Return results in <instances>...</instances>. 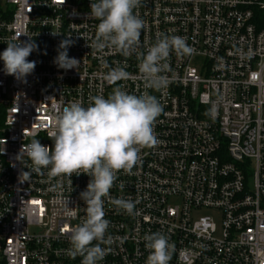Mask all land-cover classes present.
Masks as SVG:
<instances>
[{
    "label": "built area",
    "instance_id": "1",
    "mask_svg": "<svg viewBox=\"0 0 264 264\" xmlns=\"http://www.w3.org/2000/svg\"><path fill=\"white\" fill-rule=\"evenodd\" d=\"M90 3L0 0V53L13 37L38 45L26 83L6 75L0 60V264H82L68 255L69 233L86 218L80 193L91 178L51 177L49 169L25 178L31 161L19 153L33 137L53 144L49 134L65 105L87 107L90 96L107 97L117 86L156 96L163 113L158 143L141 150L131 173H117L110 191L136 202V214L105 199L111 241L101 244L108 254L99 264H145L143 237L153 232L175 245L169 264H264V28L254 22L264 0H142L134 10L145 25L140 52L160 34L179 35L193 49L170 54V82L159 91L146 87L135 54L89 47L99 23ZM66 38L77 69L54 63ZM124 64L127 80L104 79ZM203 209L221 224L211 214L195 217Z\"/></svg>",
    "mask_w": 264,
    "mask_h": 264
},
{
    "label": "clouds",
    "instance_id": "2",
    "mask_svg": "<svg viewBox=\"0 0 264 264\" xmlns=\"http://www.w3.org/2000/svg\"><path fill=\"white\" fill-rule=\"evenodd\" d=\"M141 3L142 0H91L89 15L99 23L89 47L98 51L112 48L125 58L135 54L146 87L159 91L170 82L166 75L170 54L174 51L178 56L191 55L193 49L179 35L160 34L146 53L140 52V36L145 25L134 10ZM19 37L6 41L7 47L0 53V60L6 75L26 83V77L36 67V62L29 61L28 57L38 50V45L34 41L21 42ZM73 43L70 38L60 42L54 59L58 68L79 67L80 61L68 54ZM104 66L108 67L106 63ZM126 67L124 64L109 68L104 79L110 84L127 80L130 73ZM89 101L87 107L73 101L62 108L49 134L53 141L51 146L33 137L30 143L22 145L19 156L27 155L31 161V169L21 173L25 178L32 172L41 173L42 169H49L51 177L85 174L91 178L80 193L86 205V218L69 233L68 255L82 257V264H99L108 254V249L101 244L111 241V237L106 238L110 222L105 218V199L129 216L136 214V202L112 198L110 191L117 173H131L140 162L141 150L158 143L154 129L163 106L154 95L131 94L119 86L107 97L103 94L90 96ZM143 239L149 250L145 264H169L175 245L170 243L168 236L153 232L145 234Z\"/></svg>",
    "mask_w": 264,
    "mask_h": 264
},
{
    "label": "trees",
    "instance_id": "3",
    "mask_svg": "<svg viewBox=\"0 0 264 264\" xmlns=\"http://www.w3.org/2000/svg\"><path fill=\"white\" fill-rule=\"evenodd\" d=\"M254 22L259 29L264 28V9H256L254 14Z\"/></svg>",
    "mask_w": 264,
    "mask_h": 264
},
{
    "label": "rangeland",
    "instance_id": "4",
    "mask_svg": "<svg viewBox=\"0 0 264 264\" xmlns=\"http://www.w3.org/2000/svg\"><path fill=\"white\" fill-rule=\"evenodd\" d=\"M207 214H211V215L215 216V217H216V222H217V224H218V225L221 224V219H220V217L218 216L217 213H215V212L212 211V210H205V209L200 210V211H198V212L195 213V217H200V216L207 215Z\"/></svg>",
    "mask_w": 264,
    "mask_h": 264
}]
</instances>
